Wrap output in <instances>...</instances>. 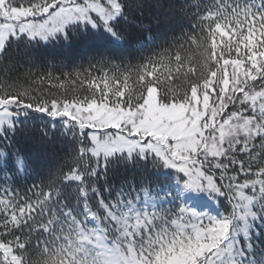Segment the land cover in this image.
<instances>
[{"label": "snow or ice", "instance_id": "snow-or-ice-1", "mask_svg": "<svg viewBox=\"0 0 264 264\" xmlns=\"http://www.w3.org/2000/svg\"><path fill=\"white\" fill-rule=\"evenodd\" d=\"M0 264H264V0H0Z\"/></svg>", "mask_w": 264, "mask_h": 264}]
</instances>
